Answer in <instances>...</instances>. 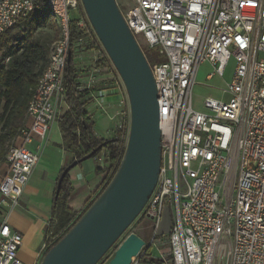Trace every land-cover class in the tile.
Listing matches in <instances>:
<instances>
[{"label": "built area", "instance_id": "1", "mask_svg": "<svg viewBox=\"0 0 264 264\" xmlns=\"http://www.w3.org/2000/svg\"><path fill=\"white\" fill-rule=\"evenodd\" d=\"M128 1L121 14L137 44L141 38L164 58L150 66L161 164L141 212L153 222V233L138 257L159 264H264V0ZM36 11L49 13L60 38L28 104L30 123L20 131L22 145L12 146L6 155L8 174L0 182V264H24L19 259L22 234L10 227L6 215L17 207L65 101L71 24L78 35L74 55L92 51L95 73L106 76L113 93H125L81 0H0V36L22 27ZM230 59L235 62L232 78L221 89L227 98L207 97L204 112L195 111L191 97L199 67L211 65L210 79L223 75ZM106 94L102 89L90 95L92 105L102 107ZM125 104L127 98L120 101ZM112 120L115 134H128L129 110ZM34 137L40 144L31 151L26 146ZM105 161L104 153L100 169L106 170ZM164 207L170 209L172 227L159 235ZM45 249L46 243L42 253Z\"/></svg>", "mask_w": 264, "mask_h": 264}, {"label": "water", "instance_id": "2", "mask_svg": "<svg viewBox=\"0 0 264 264\" xmlns=\"http://www.w3.org/2000/svg\"><path fill=\"white\" fill-rule=\"evenodd\" d=\"M83 11L123 84L129 110L124 155L108 186L39 264H98L140 216L161 164L157 91L150 66L115 0H81ZM69 61V54L67 56ZM96 150L69 164L57 181ZM145 246L136 234L118 245L107 264H132Z\"/></svg>", "mask_w": 264, "mask_h": 264}, {"label": "trees", "instance_id": "3", "mask_svg": "<svg viewBox=\"0 0 264 264\" xmlns=\"http://www.w3.org/2000/svg\"><path fill=\"white\" fill-rule=\"evenodd\" d=\"M44 28L49 31H43ZM77 37L75 25L71 24L69 26V61L65 63L63 78L66 110L58 117L57 123L61 135V147L74 154L73 161L80 160L95 150L96 153L91 158L101 152L106 154V170L97 169L98 175H104L98 187L97 199L119 167L128 134L124 130L116 133L110 140L98 139L95 136L94 123L87 113L90 93L87 89L81 88L74 63L72 43ZM59 38V27L46 11L31 13L22 27H13L0 36V164L5 161L9 149L14 146L21 129L27 124L28 104L38 78L48 66L52 45ZM145 58L151 66L164 60L155 52L146 54ZM5 59H8L6 63ZM96 66H101V63ZM72 191L67 174L58 191L57 185L55 188L51 219L45 230L46 251L76 224L95 201L88 203L85 211L73 220L74 211L68 205ZM53 237L56 239L48 242ZM115 247L116 244L98 264H102Z\"/></svg>", "mask_w": 264, "mask_h": 264}, {"label": "crops", "instance_id": "4", "mask_svg": "<svg viewBox=\"0 0 264 264\" xmlns=\"http://www.w3.org/2000/svg\"><path fill=\"white\" fill-rule=\"evenodd\" d=\"M92 54L90 50L78 53L76 56L74 55V63L78 71L82 89H87L90 95L97 94L102 89L107 93L102 101V107L92 105L90 100L88 103L89 107L87 105V113L94 123V132L97 138L110 140L115 136L113 132L115 120H112V117L121 110L125 112L128 110L126 104L120 106V101H124L126 95L124 91L119 94L113 93L112 83L105 78L106 76L102 73H95ZM204 64L211 67L208 63H203L202 65ZM29 123L28 121L27 125ZM39 144V139L34 137L32 143L26 147L31 151H35ZM20 145H22V140L17 138L14 146ZM99 158H96L95 163H93V158H90L88 160L92 159V161L86 160V163H84L85 161L82 162L68 173L69 183L73 188L68 205L74 212L81 208L93 190L101 184L104 178L103 175L97 174V169H100ZM73 159L74 154L61 147V135L58 123L56 122L52 125L47 139L43 144L39 162L23 190L17 207L6 215L10 227L14 231L22 234L23 243L19 250V259L24 264H37L42 255L41 249L45 243V230L51 219L52 202L57 180L62 170L71 164ZM7 174L8 164L5 159L0 164V182ZM74 201L75 204H73ZM149 221L152 222L151 220ZM136 235L142 240H145L142 235ZM150 239L145 243H149ZM153 255L156 256L155 252ZM156 263V261H147L141 258L133 261V264Z\"/></svg>", "mask_w": 264, "mask_h": 264}, {"label": "rangeland", "instance_id": "5", "mask_svg": "<svg viewBox=\"0 0 264 264\" xmlns=\"http://www.w3.org/2000/svg\"><path fill=\"white\" fill-rule=\"evenodd\" d=\"M115 2H116L117 7L121 13H124L126 11L128 5H129L128 0H115ZM71 16L73 19L77 18L75 13H72ZM43 31L48 32L49 30L47 28H44ZM138 44H139V47H140L141 51L143 52L144 56L150 52L151 53L152 52L157 53L156 49L149 50L147 47H145L143 45L144 40H142L141 38H138ZM149 66H151V64H149ZM234 67H235V62L233 59H230V61L228 62L227 66L225 68L223 75H221V76L215 75V76L211 77L210 79H207V76L213 72L212 68L206 64L201 65L199 67L198 73H197L196 79H195V86L192 89V97H191L192 108L195 111L204 112L203 101L205 98H207L209 96L215 97L217 99H221V98L226 99L227 98L226 96L221 95V89H223V87L225 86L226 83H229L231 81L232 74L234 71ZM65 110H66V108H65V105L63 103L58 109L57 117L61 116L65 112ZM103 154L104 153L101 152L96 157H94L93 163L96 162L97 157H102ZM87 161H92V159L87 160ZM87 161H85L84 163H86ZM103 177H104V175H103ZM98 187L95 190H93V192L90 194L89 198L81 206V208L79 210H77L76 212H74L73 220L75 218H77L78 216H80L85 211L88 203L96 200V197L98 195ZM73 204H75V201ZM171 227H172V215H171L170 209L168 207H164V209L162 211L160 222L158 224L157 232L159 235L160 234H167L170 231ZM145 233H146V235H144ZM152 233H153V222H150L144 216L140 215V217H138L133 222V224L126 230V232L123 234V236L118 240V242L116 243L115 249H112L110 251L107 258L104 260V262L102 264L108 263V261L113 257L114 251L116 250L118 245L129 234H140L145 239L143 241L148 242L149 239L151 238ZM55 239H56V237H53V238H51V241L49 240L48 242H52ZM44 253L45 252L42 253L37 264H39Z\"/></svg>", "mask_w": 264, "mask_h": 264}]
</instances>
